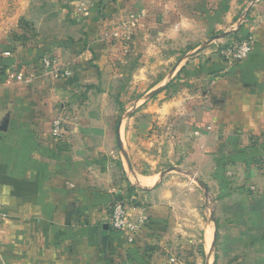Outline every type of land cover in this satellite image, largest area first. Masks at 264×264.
<instances>
[{"label": "crops", "instance_id": "obj_1", "mask_svg": "<svg viewBox=\"0 0 264 264\" xmlns=\"http://www.w3.org/2000/svg\"><path fill=\"white\" fill-rule=\"evenodd\" d=\"M224 32L230 34L215 38ZM235 36L249 39L251 52L231 64L223 52ZM47 56L71 75L47 73ZM159 57L177 60L147 89L156 91L150 98L175 94L161 106L165 112L205 100L207 119L263 132L264 0H0V126L9 117L7 130H0V264H209L204 217L190 220L181 175L195 179L205 164L216 170L215 157L198 159L201 153L191 148L185 160L173 151L172 166L163 170L139 161L136 140L167 120L161 115L52 119L57 102L74 92L82 90L84 105L103 107L114 84L107 77L138 74L114 68L116 60ZM185 60L193 80L175 81ZM202 182L207 197L210 184ZM119 200L143 219L134 242L112 227L111 208ZM210 221L215 250V210Z\"/></svg>", "mask_w": 264, "mask_h": 264}, {"label": "rangeland", "instance_id": "obj_2", "mask_svg": "<svg viewBox=\"0 0 264 264\" xmlns=\"http://www.w3.org/2000/svg\"><path fill=\"white\" fill-rule=\"evenodd\" d=\"M245 18L246 15H243V21ZM239 26L240 23H237L234 29ZM238 40L235 36V39H229L228 42L231 44ZM219 56L222 61L223 56ZM176 62L177 60H162L161 57L147 62L139 58L125 59L124 62L116 60L114 68L135 69L138 74L135 77L133 74L129 76L128 73L114 78L107 77L105 83L114 84L111 93L106 95L103 107L93 106V101L84 105L82 100H85V96L82 90L74 92L72 99L57 102L52 119H86L83 114L95 116L96 119H158L160 115L162 119H167V122L154 123L148 137L136 140L135 155L153 170L172 166L171 160L175 150L182 152V160H185L191 148L201 153L198 159L204 158L202 154L215 157L216 170L214 166L205 164L202 172L194 173L195 179L181 175L185 184L181 191L190 220L195 218L197 213L204 217L202 225L206 228L207 247L205 262L214 264L216 260L215 264H264V130L258 134L253 128L249 129L250 124L229 126L219 123V119H207L205 112L208 110V103L205 100L198 102L200 104L193 102L188 108L181 110L174 108L172 113L165 112V108L161 106L175 94L162 91L150 98V91L147 89L153 81L160 78L163 69H170ZM186 63L185 60L183 70L175 76V81L193 80L192 76L186 74L190 68V64ZM147 66L153 67L151 70L154 72L144 75L141 69ZM211 71V74L216 72ZM76 75L78 84L79 78ZM66 80L73 81L71 78ZM174 80L171 86H175ZM127 83L129 85L126 89ZM206 84L200 89L207 91L209 83ZM187 88L189 94L195 92L193 87ZM202 92L201 97L205 96ZM87 94L93 98V93ZM195 105L200 107L196 108ZM196 178L210 184L209 196H205L204 188L198 184ZM212 210H215L218 219L219 238L215 250H211L215 230L213 222L210 221ZM198 236L201 238L202 235ZM199 238L198 245H201Z\"/></svg>", "mask_w": 264, "mask_h": 264}, {"label": "built area", "instance_id": "obj_3", "mask_svg": "<svg viewBox=\"0 0 264 264\" xmlns=\"http://www.w3.org/2000/svg\"><path fill=\"white\" fill-rule=\"evenodd\" d=\"M251 52V42L249 39H243L232 43L228 48L224 49L223 55L227 62L234 64L246 59ZM43 69L50 74L56 76H70L69 69L62 70L59 59L47 56L42 60ZM60 130V122L56 121L54 132L58 133ZM3 222V212L0 207V226ZM143 219H135L129 212V204L124 200H119L114 203L111 208V224L116 232L124 234L130 242L137 240L141 233V225Z\"/></svg>", "mask_w": 264, "mask_h": 264}, {"label": "water", "instance_id": "obj_4", "mask_svg": "<svg viewBox=\"0 0 264 264\" xmlns=\"http://www.w3.org/2000/svg\"><path fill=\"white\" fill-rule=\"evenodd\" d=\"M229 34H230V32H224V33H221L219 35H216L215 38H221V37L227 36ZM205 45L206 44H203L200 47V49L203 48V47H205ZM155 92L156 91H153L152 93H150L149 96H152ZM8 123H9V117L7 116L6 119H5V121H4V123L0 126V130L6 131L7 130V127H8ZM119 141L121 142L120 139H119ZM197 182L205 189V191H208V187L201 180L197 179ZM212 219L215 221L214 216L212 217ZM216 241H217V234L215 233L214 234V241H213V244H212L213 247L215 246Z\"/></svg>", "mask_w": 264, "mask_h": 264}, {"label": "bare ground", "instance_id": "obj_5", "mask_svg": "<svg viewBox=\"0 0 264 264\" xmlns=\"http://www.w3.org/2000/svg\"><path fill=\"white\" fill-rule=\"evenodd\" d=\"M214 233V232H213Z\"/></svg>", "mask_w": 264, "mask_h": 264}, {"label": "trees", "instance_id": "obj_6", "mask_svg": "<svg viewBox=\"0 0 264 264\" xmlns=\"http://www.w3.org/2000/svg\"><path fill=\"white\" fill-rule=\"evenodd\" d=\"M170 84V83H169Z\"/></svg>", "mask_w": 264, "mask_h": 264}]
</instances>
